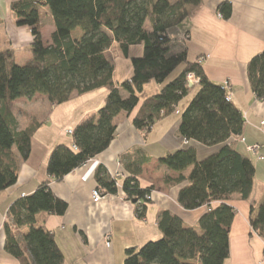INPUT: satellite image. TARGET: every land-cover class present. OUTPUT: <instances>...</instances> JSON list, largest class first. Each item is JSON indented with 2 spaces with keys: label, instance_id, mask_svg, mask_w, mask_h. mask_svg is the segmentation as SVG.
Here are the masks:
<instances>
[{
  "label": "trees",
  "instance_id": "obj_1",
  "mask_svg": "<svg viewBox=\"0 0 264 264\" xmlns=\"http://www.w3.org/2000/svg\"><path fill=\"white\" fill-rule=\"evenodd\" d=\"M200 0H14L10 4L17 26L30 29L31 59L18 64L11 50H0V190L16 183L20 163L32 149V135L38 124L20 129L13 101L31 99L42 94L51 105L68 101L72 94L106 89L104 104L88 113L73 129L71 144L56 145L47 161L49 179L38 184L34 192L16 199L3 224L4 250L18 264H65L52 231L37 226L40 213L63 215L65 201L51 191V180L60 182L72 170L105 151L116 136L118 119L136 110L132 124L138 130L150 131L164 116L177 111L178 103L197 88L180 112L178 134L205 146H218L216 152L200 159L195 147L176 149L159 158L161 165L178 173L165 174L166 187L187 181L177 196L186 210L202 206L207 212L196 226L186 224L169 210L157 220L162 236L139 247L125 250L123 264H225L229 258V233L236 210L228 201H249V224L264 239V198L251 199L256 169L250 156L228 146L231 137L242 134L245 119L240 109L227 100L225 88L211 81L199 62L187 60L186 50L170 53V28L179 25L189 13L186 4L197 6ZM49 10L55 30L51 42L41 35V6ZM217 11L230 19L229 1L220 3ZM149 24V28L147 27ZM80 28V39L71 32ZM143 45V53L130 59V79L115 82L113 47L125 58L133 46ZM181 72L162 86L164 80L180 65ZM251 90L264 100V50L247 64ZM199 78L188 88V73ZM156 81L160 90L141 98L145 84ZM236 133V135H234ZM250 154V153H249ZM147 161V159H144ZM141 168L122 181L125 198L135 204L137 217L143 219L153 186L142 188L138 179ZM188 171V172H187ZM187 172V173H186ZM103 192H117V177L102 167L94 175ZM149 196V197H148ZM27 228L19 234L20 229ZM26 244L29 253L23 247Z\"/></svg>",
  "mask_w": 264,
  "mask_h": 264
},
{
  "label": "crops",
  "instance_id": "obj_2",
  "mask_svg": "<svg viewBox=\"0 0 264 264\" xmlns=\"http://www.w3.org/2000/svg\"><path fill=\"white\" fill-rule=\"evenodd\" d=\"M13 1L0 0V50H11L16 58L21 48L30 50L32 36L28 27L15 23L10 11ZM224 1H229L232 6L228 20L223 19L217 11L218 5ZM185 8L189 15L175 27L172 42L174 52L184 48L187 60H200L204 73L211 81L222 86L226 81L229 83L231 102L240 109L245 119L242 134L231 145L246 154L247 145L264 143V100L256 99L246 71L252 57L264 50V0H200L197 6L189 3ZM41 25L42 39L45 44H49L55 25L44 5L41 6ZM82 34L81 29L76 28L71 32V37L80 39ZM127 60H121L126 64L124 69L121 63H114L115 82L131 78L132 65ZM160 88L161 85L152 80L145 84L142 95L146 97ZM107 93L106 89L81 96L74 93L68 101L56 106L51 105L42 94L13 101L20 129L33 124L39 126L32 135L29 158L20 163L16 183L0 190V264H18L4 250L3 224L8 218L9 206L19 197L34 192L38 184L49 179L47 161L52 149L58 144H71L72 135L67 131L73 130L88 113L99 109ZM191 97L188 93L178 103L177 111L161 118L149 132L138 130L132 124L136 110L129 115H122L118 119L116 136L105 151L72 170L60 182L51 180V191L65 201L68 208L61 216L38 214L37 226L53 232L65 264H123L127 248L142 246L162 236L157 220L163 210L171 211L190 226L198 224L201 216L207 212V207L195 210L181 207L177 196L187 181L166 187L164 175L177 177L178 173L159 162L160 157L176 149L193 146L199 160L218 149V146L209 147L185 140L178 134L180 112ZM38 116L41 118L38 119ZM247 155L252 161L254 159L256 169L251 199L259 203L264 198V151L262 159L249 153ZM99 166L113 176L115 173L120 176L117 177V192L104 191L103 198L94 202L92 190L97 187L94 175ZM138 167L141 168L137 176L141 187L153 186L143 219L137 217L136 206L125 198L121 185L123 179ZM228 203L235 208L236 213L229 233L230 254L225 264H264V239L250 227L249 201L236 197ZM26 231L27 228H24L18 232L21 234ZM106 234L111 239L109 247L104 244ZM23 247L29 253L26 244L23 243Z\"/></svg>",
  "mask_w": 264,
  "mask_h": 264
},
{
  "label": "rangeland",
  "instance_id": "obj_3",
  "mask_svg": "<svg viewBox=\"0 0 264 264\" xmlns=\"http://www.w3.org/2000/svg\"><path fill=\"white\" fill-rule=\"evenodd\" d=\"M147 27L149 28V24L147 23ZM176 27H178V25L176 26ZM175 27H173V28H170L169 30H168V35H169V37H170V39H171V42L169 43V46H170V53H173L174 51H175V46L172 44V42H174L173 41V37H174V34H175ZM131 50H130V58H128L129 60H127L128 61V63L130 62V59L132 58V56L133 55H138L137 57H139V56H141L142 55V53H143V45H137V46H133V47H131L130 48ZM110 56H111V58H112V60H113V63H121V65H123V69H124V67H125V62H121V60H125V59H127V58H125L122 54H121V52L118 50V48L115 46V47H113L112 48V50L110 51ZM29 57H31V50H29V49H27V48H25V49H23V48H21V50H19L18 52H17V55H16V58H15V60H16V62L17 63H25L26 62V60H28L29 59ZM32 58V57H31ZM182 68H183V65L182 64H180L165 80H164V82L162 83V86L163 85H165V84H167L168 82H170L171 80H173L180 72H181V70H182ZM194 91H195V89H190V91H189V95H192L193 93H194ZM142 97L141 98H143V96L144 95H141ZM65 103V102H64ZM63 104V103H62ZM63 106V105H62ZM24 116V118L26 117V115L24 114L23 115ZM41 117H39L38 116V119H40ZM253 162H254V159H253Z\"/></svg>",
  "mask_w": 264,
  "mask_h": 264
},
{
  "label": "built area",
  "instance_id": "obj_4",
  "mask_svg": "<svg viewBox=\"0 0 264 264\" xmlns=\"http://www.w3.org/2000/svg\"><path fill=\"white\" fill-rule=\"evenodd\" d=\"M200 62V60H199ZM186 83L188 88H194L198 83H199V78L196 77L193 73H188L187 78H186ZM223 87L226 90L227 94V100L231 101L232 98V92H231V87L229 83L226 81L223 85ZM70 135L73 133V130H68L67 131ZM236 137H231L229 141L227 142L228 146H231V144L236 140ZM246 151L250 153L253 156H256L258 158H263L262 151H264V143H254L251 145L246 146ZM120 176L119 173H115L114 177ZM103 190L100 187H96L92 190V198L94 202H98L103 198ZM149 197V196H148ZM104 244L109 247L111 245V239L110 235L106 234L104 236Z\"/></svg>",
  "mask_w": 264,
  "mask_h": 264
},
{
  "label": "water",
  "instance_id": "obj_5",
  "mask_svg": "<svg viewBox=\"0 0 264 264\" xmlns=\"http://www.w3.org/2000/svg\"><path fill=\"white\" fill-rule=\"evenodd\" d=\"M234 135H236V133H234Z\"/></svg>",
  "mask_w": 264,
  "mask_h": 264
}]
</instances>
